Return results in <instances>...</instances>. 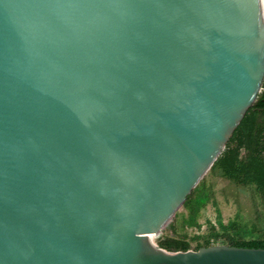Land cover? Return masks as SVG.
Here are the masks:
<instances>
[{"label": "water", "instance_id": "1", "mask_svg": "<svg viewBox=\"0 0 264 264\" xmlns=\"http://www.w3.org/2000/svg\"><path fill=\"white\" fill-rule=\"evenodd\" d=\"M263 80L261 0H0V264H264L151 238Z\"/></svg>", "mask_w": 264, "mask_h": 264}, {"label": "trees", "instance_id": "2", "mask_svg": "<svg viewBox=\"0 0 264 264\" xmlns=\"http://www.w3.org/2000/svg\"><path fill=\"white\" fill-rule=\"evenodd\" d=\"M208 172L237 184L251 186L264 199V80L257 100L246 111ZM212 199L204 175L182 204L189 210L185 222L190 226H199V211ZM255 220L256 223L247 228L239 218L228 220L227 223L217 219L215 224H210L206 235L196 234L191 237L196 240L194 246H191L190 240L185 236L166 235L157 239L156 243L168 251L196 250L202 246L217 244L220 239L223 240L220 244L264 248V227L257 225L264 219L256 214ZM254 232L259 234L255 235ZM246 235H250V238H245Z\"/></svg>", "mask_w": 264, "mask_h": 264}, {"label": "rangeland", "instance_id": "3", "mask_svg": "<svg viewBox=\"0 0 264 264\" xmlns=\"http://www.w3.org/2000/svg\"><path fill=\"white\" fill-rule=\"evenodd\" d=\"M205 178L213 199L200 209L197 218L199 226H190L185 222L189 210L180 206L159 234L152 235L155 242L166 235L185 236L190 240L191 246H194L196 240L191 237L196 234L206 235L210 224H215L217 219L227 223L228 220L239 218L247 228H250L252 223H256V214L264 219V199L254 192L253 187L237 184L223 176L209 172L205 174ZM257 225L264 227V221ZM254 234L258 235L259 232H254ZM245 238H250V235H246ZM222 241L218 240L217 244Z\"/></svg>", "mask_w": 264, "mask_h": 264}, {"label": "bare ground", "instance_id": "4", "mask_svg": "<svg viewBox=\"0 0 264 264\" xmlns=\"http://www.w3.org/2000/svg\"><path fill=\"white\" fill-rule=\"evenodd\" d=\"M261 2H262L263 12H264V0H261ZM152 235H154V234H152ZM152 235H151V238L153 239Z\"/></svg>", "mask_w": 264, "mask_h": 264}]
</instances>
